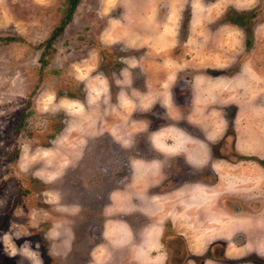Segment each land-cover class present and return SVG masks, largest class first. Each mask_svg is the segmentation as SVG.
<instances>
[{"label":"rangeland","instance_id":"1","mask_svg":"<svg viewBox=\"0 0 264 264\" xmlns=\"http://www.w3.org/2000/svg\"><path fill=\"white\" fill-rule=\"evenodd\" d=\"M67 3L0 0V264L77 263L76 232L94 215L89 193L105 192L98 166L116 154L103 134L130 142L138 111L186 105L174 101H186L184 86L211 138L235 130L240 160L224 164L219 187L241 207L218 216L236 232L230 252L236 264L264 256V0H80L47 46ZM213 190L180 197L172 218L200 219L214 209ZM109 227L116 247L122 228ZM95 254L106 264L104 245Z\"/></svg>","mask_w":264,"mask_h":264},{"label":"flooded vegetation","instance_id":"2","mask_svg":"<svg viewBox=\"0 0 264 264\" xmlns=\"http://www.w3.org/2000/svg\"><path fill=\"white\" fill-rule=\"evenodd\" d=\"M145 78L141 77L138 84L141 95L146 89ZM187 87L182 89L186 101L183 97L177 100L179 95L175 94L174 101L179 105L190 101L192 94H186ZM188 103L171 109L159 104L138 111L136 120L141 128L136 129L130 142L124 139L118 145L110 132L103 134L116 154L98 166L96 175L101 177V191L105 192L101 198L89 193V208H94V215L87 226L79 229L78 236L76 232L82 245L75 248L74 258L79 259L75 264H95V253L101 245L110 254L106 264H236V250L231 253L229 248L231 243L236 246V232H224L220 226L223 220L218 219L225 209L235 215L236 210L241 211L236 195H226L228 191L219 188L224 164L233 167L240 160L236 155L235 130L231 126L220 137L211 138L212 130L198 123L196 110ZM173 115L181 119L175 120ZM172 128L180 133L176 139L169 131ZM93 148L97 160L100 147ZM105 151L108 154V147ZM200 185L217 194L214 209L206 206L199 213L200 219H173L172 210L182 207V203L175 201L188 195L182 198V202L188 203L189 192ZM81 205L84 204L78 203ZM162 212L164 218H158ZM214 214L217 218H213ZM110 223L122 228L116 247L110 244ZM114 238H119L118 234ZM80 253L86 258H76ZM251 257L252 264L264 260L257 253Z\"/></svg>","mask_w":264,"mask_h":264},{"label":"trees","instance_id":"3","mask_svg":"<svg viewBox=\"0 0 264 264\" xmlns=\"http://www.w3.org/2000/svg\"><path fill=\"white\" fill-rule=\"evenodd\" d=\"M79 2L80 0H68L67 11L63 18V21L59 26L56 27V29L53 31V33L48 38L47 46L50 45L51 42H53L64 31L67 20L71 18V14L76 9ZM4 40L10 42V41L16 40V37H13V36L6 37L4 38ZM258 264H264V260H259Z\"/></svg>","mask_w":264,"mask_h":264},{"label":"bare ground","instance_id":"4","mask_svg":"<svg viewBox=\"0 0 264 264\" xmlns=\"http://www.w3.org/2000/svg\"><path fill=\"white\" fill-rule=\"evenodd\" d=\"M188 141V140H187Z\"/></svg>","mask_w":264,"mask_h":264}]
</instances>
